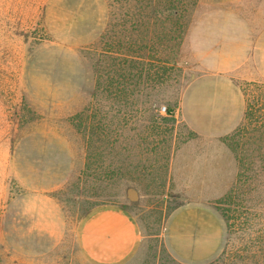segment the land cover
Here are the masks:
<instances>
[{"label": "rangeland", "instance_id": "rangeland-1", "mask_svg": "<svg viewBox=\"0 0 264 264\" xmlns=\"http://www.w3.org/2000/svg\"><path fill=\"white\" fill-rule=\"evenodd\" d=\"M216 70H230L260 122L245 112L209 138L177 109ZM259 96L264 0H0V264H98L79 233L103 207L124 210L138 231L116 264H222L226 195L243 186L245 205L263 214ZM176 194L206 210L202 220L216 217V245L197 246L213 223L168 230Z\"/></svg>", "mask_w": 264, "mask_h": 264}, {"label": "crops", "instance_id": "crops-1", "mask_svg": "<svg viewBox=\"0 0 264 264\" xmlns=\"http://www.w3.org/2000/svg\"><path fill=\"white\" fill-rule=\"evenodd\" d=\"M246 112L245 94L230 70L206 73L194 79L186 88L177 113L195 133L209 138L226 136L241 124ZM181 210H185L179 215ZM204 209L180 206L172 214L168 230L178 220L184 230L192 227L205 230L213 223L212 231L200 239L203 247L214 239L216 217L201 219ZM209 211V210H208ZM187 218L183 223L182 219ZM220 244L222 232L217 230ZM80 246L86 256L98 264H116L128 258L138 242V231L130 216L118 207H103L88 213L81 222ZM198 248V247H197ZM173 251V250H172ZM177 256L180 253L173 251ZM209 255V254H208Z\"/></svg>", "mask_w": 264, "mask_h": 264}, {"label": "trees", "instance_id": "trees-1", "mask_svg": "<svg viewBox=\"0 0 264 264\" xmlns=\"http://www.w3.org/2000/svg\"><path fill=\"white\" fill-rule=\"evenodd\" d=\"M253 100H257V103H255L256 106L261 105L263 104L264 96H259L257 98L254 97ZM253 107V103L248 99L246 118L248 120L250 118V120L258 123L260 122L259 119L250 116V114L252 115L251 112ZM175 111L174 107L167 108V113L169 115H173ZM242 190L243 186H238L227 194L224 199L226 205L231 207V210L225 209L223 216L227 221V244L232 247L230 250V254L232 253V259L229 258V248H227L218 262L222 264H264V228L259 229V232H255L257 231L256 229L259 220L261 218L264 219V208H260L263 211L262 214V212H254L257 207L245 205L247 200H245L244 194L241 193ZM176 195L178 196L177 199L179 201L178 206L187 203L186 198L179 194ZM243 209L245 210L242 212L244 214L239 213V215H236ZM256 233H259L258 236ZM237 241L246 244L238 245L236 244ZM233 249L234 252H232Z\"/></svg>", "mask_w": 264, "mask_h": 264}, {"label": "built area", "instance_id": "built-area-1", "mask_svg": "<svg viewBox=\"0 0 264 264\" xmlns=\"http://www.w3.org/2000/svg\"><path fill=\"white\" fill-rule=\"evenodd\" d=\"M162 112L166 113V112H167V108L164 107V108L162 109Z\"/></svg>", "mask_w": 264, "mask_h": 264}]
</instances>
